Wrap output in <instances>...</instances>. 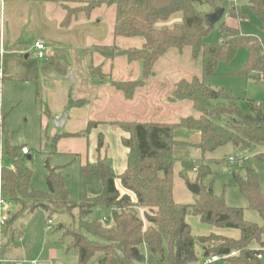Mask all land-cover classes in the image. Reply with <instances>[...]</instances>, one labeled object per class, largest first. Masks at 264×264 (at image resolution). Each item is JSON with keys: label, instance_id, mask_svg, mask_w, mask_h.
<instances>
[{"label": "trees", "instance_id": "obj_1", "mask_svg": "<svg viewBox=\"0 0 264 264\" xmlns=\"http://www.w3.org/2000/svg\"><path fill=\"white\" fill-rule=\"evenodd\" d=\"M197 4L212 10L223 8L226 19L237 22L246 19L244 8H248L260 22V33H244L238 26H229L223 15L217 23L219 42L204 44L203 39L214 26L206 25L205 14L196 8ZM76 5L63 7L61 27L68 28L80 15L88 19L97 9L113 8V38L142 40L138 48H112V57H123L129 64L141 63V80L112 82L127 101L133 98L137 88L145 85L156 63L170 49L180 53L189 49L193 60L199 58L201 78L176 82L168 97L171 103L191 104L198 116H188L177 123H112L124 133L121 144L127 150L126 167L116 176L111 166L100 158L103 138L99 135L95 163L87 162L79 168L77 203L68 199L60 168L47 166L46 192L31 189V173L19 165L21 148L6 144L5 155L13 160L14 169L1 170V190L6 201L18 208L14 215L40 210L47 214L48 222L53 215L72 216L76 212L71 224L63 227L68 229L64 234L72 238L77 264H88L96 254H99L97 264H203L211 256L220 257L224 264H264V193L256 171L247 160L257 147L264 145V117L254 104H249V112H241L230 92L203 82V78L216 73L220 63L230 62L239 49H245L247 56L234 75L256 82L264 79V0H248L243 7L228 0H94ZM176 15L180 21L165 26ZM84 104L82 100H69L68 107L80 108ZM96 125L88 123L86 131ZM179 128L197 132L198 142L176 141L174 131ZM76 136L63 133L52 140V145L60 138ZM227 145L234 149L228 162L235 183L248 209L262 220L261 225L246 221L243 209L228 207L223 195H215L211 188H201L202 179L210 173V161L203 158L183 162L180 172L185 180L189 172L197 173L195 185L199 194L195 203L182 205L173 200L174 148L192 147L203 157ZM115 179L119 180L124 194L117 190ZM97 208L110 212V218L103 220L107 224L90 219ZM141 209L145 210L143 216L139 214ZM188 215L198 217L206 225L238 230L239 237L214 234L196 237L186 222ZM8 247L6 241L2 252ZM231 253L236 255L230 256Z\"/></svg>", "mask_w": 264, "mask_h": 264}, {"label": "rangeland", "instance_id": "obj_2", "mask_svg": "<svg viewBox=\"0 0 264 264\" xmlns=\"http://www.w3.org/2000/svg\"><path fill=\"white\" fill-rule=\"evenodd\" d=\"M56 1L65 4L64 6L75 7L77 6L76 4L94 0ZM236 4L243 7L248 4V0H236ZM196 8L205 15L213 12L206 5L197 4ZM244 12L246 14L245 20L237 22L226 19L225 14L223 19H226L229 26H238L244 33L259 34V20L250 9L244 8ZM113 16V8L102 7L92 12L90 20L96 23L98 21L97 24H94V27L96 26L95 35L101 41H104L103 43L106 45H115V47L121 49L140 47L142 40L139 38H113L111 34ZM179 21L180 16L176 15L165 26L170 27L173 23ZM217 25L210 29L207 36L203 39L204 44L212 45L219 42ZM246 56V50L239 49L230 62L220 63L216 73L213 76L203 78V82L214 89L230 92L237 99V105L241 112H249V104H254L260 108L264 117V79L256 82L252 79L234 75V72L244 64ZM19 57L24 66L20 69L15 68L14 72L10 74L12 79H4V82H2L4 84L0 85V113L4 128L11 136L12 147L18 149L26 147L29 151L27 156H30V159L19 153L20 167L28 169L31 173L29 187L37 191L46 192L45 176L48 174L47 166L50 169L60 168L69 193L68 199L72 203H77L80 199V166L96 160L99 135L103 139L105 138L110 145L109 151H113L115 146L114 138L118 135V128L108 122L109 120H117L123 123H177L182 118L198 116L191 104L187 102L172 104L166 100L176 82L182 79L190 80L192 77L201 78L200 60L199 58L193 60L189 49H184L181 53L175 49H170L156 63L153 69L154 77L150 83L151 87H146L147 94L141 100V104H143L141 107L138 105H125L118 99L117 95H112L111 89L93 87L91 82H89L91 76L89 71L90 62L86 58L82 69L80 68L82 76H79L80 80L78 82L71 84L62 83V80L68 78L71 71L73 72L69 68L71 62H68L69 66L63 72L65 73L64 78L55 76V79L59 82L56 86L53 78L41 76L34 70L33 67L37 60L32 54L26 60L21 55ZM121 60L124 59L122 58ZM66 63L63 61L57 65L64 68ZM118 64V69L120 68V76L118 78L121 79V77H125L121 68L129 67V65L124 62V65L120 67L121 64ZM130 67L132 68V73H129L130 80H141V63H133ZM53 69L55 70V67ZM48 71L51 70L48 69ZM77 71H79V68ZM135 72H138V75ZM136 75L138 76L137 78ZM62 87L68 88V90L71 89L72 97H82L89 104L85 110L72 112L66 126L59 130L53 124V120L57 118L49 115V113L46 114L45 110L54 101L58 103L61 93L60 88ZM149 88L151 89L149 90ZM58 105L60 106V104ZM66 108H68V105ZM85 111L91 115L89 120L97 122V130L94 127L88 132L86 131L88 121L85 119ZM63 133H72L78 136L60 138L53 146L52 140ZM196 137L197 132L195 131L185 129L174 131V139L176 141L195 143L197 141ZM233 154L234 149L230 145L221 147L212 153H206L203 157L200 151L195 148L175 147L173 152L175 158L173 166V200L182 205L195 203L197 195L188 190V185L197 184L195 183L197 173L195 171L189 172L185 180L180 176V172L182 171L183 162L203 158L210 161L208 164L210 173L202 179L201 188H211L215 195H223L224 202L228 207L243 209L246 221L261 225L262 220L257 213L248 209L247 201L235 183L233 169L228 162L229 156ZM260 158H264V145L257 147L247 157L248 163L258 175L260 190L264 193V160ZM8 165L9 167L6 168L11 167V170L14 169L13 160L10 158ZM7 211L8 222L4 227V237L9 242L8 250H11L14 243L13 257L15 261L12 264H32L33 262L36 264H77V253L71 248L72 238L70 235L64 234V232H68V229L63 227V225L68 227L71 224L72 216L75 217L76 212H73L72 216L68 214L53 215L51 217V229L49 230L47 228V214L43 211L35 210L32 213H24L23 215L19 213V216H15L14 214L18 211V208L8 201ZM144 212L145 210L141 209L139 211L140 216H143ZM12 216H15L13 221H11ZM104 218H110V212L104 208L93 210L90 216L91 220L100 222H104ZM186 222L192 235L196 237L209 236L211 234L234 239L239 237L238 230L220 229L206 225L201 223L196 216L188 215ZM104 223L107 224V222ZM20 234L21 239L18 240ZM197 250L199 251V249ZM98 258L99 254H96L88 264H97ZM213 264H224V262L219 260Z\"/></svg>", "mask_w": 264, "mask_h": 264}, {"label": "crops", "instance_id": "obj_3", "mask_svg": "<svg viewBox=\"0 0 264 264\" xmlns=\"http://www.w3.org/2000/svg\"><path fill=\"white\" fill-rule=\"evenodd\" d=\"M58 2L59 1L53 0H0V85L4 84L2 83L4 82V79H12L10 74L14 72L15 68L20 69L22 66H24V63L19 57L20 55L23 59L26 60L28 59L30 54H32L33 57L37 60L33 67L34 70L37 73L41 74V76L53 78V82L56 86L59 82L55 79V76L64 78L65 73L63 72L64 69L65 71L67 70L69 66L68 62H71L72 64H70L69 68L73 70V72L71 71V73L74 81L67 83L65 82V80L67 79L66 78L62 80V83L71 84L78 82V80H80L79 76H82L81 69L86 58L90 62L89 71L91 73V76L89 82H91L93 87H105L107 89H111L112 91H114L112 92L110 90L112 95H117L118 99L125 105H138L139 107L143 106V104H141V100H143L145 95L147 94L146 89L150 86L154 75L147 79L145 85L142 88H137L135 90L133 98L131 100H125L122 94L113 87L112 82L138 81L139 79L130 80L129 73H132V68L130 67V65L132 64L127 63V61L123 57H112V48L115 45H106L105 43H103L104 41H101V39L95 35L94 30H96V26L94 27V24H97L98 21L97 23L92 22L93 20H90V18L87 19L83 15H80L78 19L72 22L68 28L61 27L60 22L65 15V10L63 9L61 2ZM36 41L42 42L45 46L44 56L42 59L37 58L36 51L33 48V44ZM122 58L124 60H121ZM63 61L64 63L67 62L64 68L57 65L58 63H62ZM124 62L127 63L129 67L126 66V68H121V70L123 69L122 71L125 74V77H121L120 79L118 78V76H120V68L118 69V63L121 64V67L124 65ZM53 67H55V70L53 69ZM96 67H100L101 71H95L94 68ZM78 68L79 71H77ZM48 69H50L51 71H48ZM135 73L138 75V72ZM137 75L136 78L138 77ZM150 89L151 88H149V90ZM71 91L72 90H68V88H60L61 93L60 98H58V103L54 101L45 110L46 114L49 113V115H52L57 119L61 116L64 110L67 111L68 115L64 127L66 126L67 121L70 119V115L72 114V112L74 113L76 110H85L89 104V102L82 97H72ZM168 97H166L167 101ZM69 100H82L85 102V104L80 109L77 107L66 108ZM58 104H60V106ZM85 114V119L86 121H88V123H97L89 120L91 119L90 113L85 111L84 115ZM108 122L113 123L120 121L109 120ZM97 128L98 126H96V130ZM122 137H124V133L120 129H118V135H116V137L114 138L115 146L113 147L112 152L109 151L110 145L104 138L103 147L100 152V158L106 161L111 166L116 176L122 174L126 167L127 150L121 144ZM196 140L197 141L195 143H189L186 141L178 142L196 144L199 140L198 133ZM6 144L11 147L13 146L11 144V136H9L8 131H6L4 128L0 113V172L3 168L9 167V158L5 155ZM28 154L29 151L25 156H27ZM27 158L30 159V156H27ZM95 161H90V163H95ZM7 169H11V167ZM115 186L120 194L125 193V191L121 188L118 179H115ZM0 198L6 203L7 206V201L4 198L1 190V180ZM6 214L8 215L7 209ZM21 234L18 240L21 239ZM0 239L3 246L7 241L4 237V229L2 231ZM13 250L14 243L11 250H6L4 253L2 252V257L11 262L15 261L13 257Z\"/></svg>", "mask_w": 264, "mask_h": 264}, {"label": "built area", "instance_id": "obj_4", "mask_svg": "<svg viewBox=\"0 0 264 264\" xmlns=\"http://www.w3.org/2000/svg\"><path fill=\"white\" fill-rule=\"evenodd\" d=\"M231 4H236V0H228ZM33 48L34 50L36 51V56L38 59H42L43 56H44V51H45V46L42 42L40 41H36L34 44H33ZM28 153V150L27 148H22L21 149V154L22 155H26ZM6 203L0 198V238H1V235H2V231L6 225V223L8 222V215L6 214ZM106 219L104 218V221ZM48 224V229L50 230L51 229V225H52V222L51 221H48L47 222ZM236 254L235 253H231L230 256H235ZM258 259H260L261 257L258 256L257 257ZM219 260H221L220 257L218 256H211L209 257L208 259H206L203 264H213L215 262H218ZM0 264H12L11 261L9 260H6L2 257V244H1V239H0ZM32 264H36L35 262H33Z\"/></svg>", "mask_w": 264, "mask_h": 264}, {"label": "water", "instance_id": "obj_5", "mask_svg": "<svg viewBox=\"0 0 264 264\" xmlns=\"http://www.w3.org/2000/svg\"><path fill=\"white\" fill-rule=\"evenodd\" d=\"M223 15H224V9L216 8L212 13L206 14L204 16L206 25L209 27L215 26L221 20ZM73 81H74V78L72 76V73L70 72L65 82L69 83ZM67 115H68L67 111H64L63 114L58 119H54L53 120L54 127L59 130L63 129L65 122H66ZM188 190L194 195L199 194V188L195 184H189Z\"/></svg>", "mask_w": 264, "mask_h": 264}]
</instances>
